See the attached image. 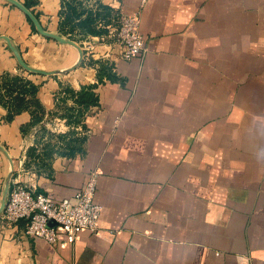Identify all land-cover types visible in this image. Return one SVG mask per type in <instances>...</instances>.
<instances>
[{"label": "crops", "instance_id": "crops-1", "mask_svg": "<svg viewBox=\"0 0 264 264\" xmlns=\"http://www.w3.org/2000/svg\"><path fill=\"white\" fill-rule=\"evenodd\" d=\"M60 1L38 0L32 11L43 29L68 37L58 32ZM65 1L81 17L99 5L111 15L139 9L144 51L100 58L103 45L92 41L88 56L73 40L80 65L43 76L22 70L0 40V75L29 80L37 100L16 104L18 90L0 87L10 185L59 200L94 174L101 207L94 232L72 243L58 233L55 244L0 212V264H264V0ZM0 34L35 68L62 69L77 56L4 0ZM86 86L93 105L79 102ZM81 124L72 156L43 169L28 157L29 146ZM7 167L0 153V187Z\"/></svg>", "mask_w": 264, "mask_h": 264}, {"label": "built area", "instance_id": "built-area-1", "mask_svg": "<svg viewBox=\"0 0 264 264\" xmlns=\"http://www.w3.org/2000/svg\"><path fill=\"white\" fill-rule=\"evenodd\" d=\"M139 12V9L131 13L118 11L110 23L98 24L107 29L112 37L111 42L103 45V50L98 53L100 58H108L111 50L123 59L143 53L144 40L139 31ZM99 39L103 40L104 36ZM83 51L87 53L84 47ZM94 190V174L89 175L83 186L71 196L59 200H52L43 193H33L19 182H14L9 186L5 198L2 219L8 225L23 221L25 234L48 244L57 242L58 233L62 234L65 242L72 243L79 231L94 232L97 228L101 207L93 200Z\"/></svg>", "mask_w": 264, "mask_h": 264}, {"label": "trees", "instance_id": "trees-1", "mask_svg": "<svg viewBox=\"0 0 264 264\" xmlns=\"http://www.w3.org/2000/svg\"><path fill=\"white\" fill-rule=\"evenodd\" d=\"M37 1L38 0H22L21 3L23 4L25 8L29 9L33 13L32 6L35 5ZM59 6L60 7L58 9V15L60 17V21L58 24V28H59L58 32H60L63 35L67 34L68 38L71 40H75L74 39L75 37L71 36L74 30L79 31L78 33L82 36H86V35L93 36V35L100 34L102 29L104 28L98 26V24L99 23L106 24L114 16L113 13L112 15L110 14V11L107 10V8H105L104 6H100V5L98 6L97 10H94V12L87 11L83 17H81V14L83 13L82 10L77 12L74 5L70 4L69 2L65 0L60 1ZM63 11H65L66 13L65 12L63 13ZM34 16L36 17V14H34ZM24 18L26 22L29 24L30 29L36 33L32 24L29 22V20L25 16ZM0 87L16 88L18 90L20 95L18 96V100L16 104L23 103L24 97H27V100H25V102L27 101L29 103H34L37 105V100H35L34 98V94L36 92V86L27 79H23L20 76L5 72L2 75H0ZM90 88L91 86H86L85 89L81 88L77 94V96H79L78 98H80L79 102H81L83 105L84 104L87 105L88 103L93 105L95 103L96 98L94 97L93 93L89 91ZM0 103L7 107L6 102L2 101L1 99H0ZM14 113H15V110H13L12 112H8L6 117L9 118ZM33 118H34L33 121L38 120L37 116L36 117L34 116ZM78 150H79V147L76 148L75 146L67 145L65 156L67 157L72 156L74 152ZM26 152L28 153V156L29 155L32 156V158L30 159H32V161L35 162L38 166L39 165L38 161L39 159H41V157H39V154H34L35 152L34 148L30 147L27 149Z\"/></svg>", "mask_w": 264, "mask_h": 264}, {"label": "water", "instance_id": "water-1", "mask_svg": "<svg viewBox=\"0 0 264 264\" xmlns=\"http://www.w3.org/2000/svg\"><path fill=\"white\" fill-rule=\"evenodd\" d=\"M4 1L14 6L16 9H18L29 20V22L32 24L37 34L43 37L52 39L60 44L68 45L74 48L77 53V56L74 62L67 67L62 68V69L43 70V69L35 68V67L29 66L28 64H26L23 61V59L20 57L15 47L10 43L8 37L0 34V40L5 43V45L11 52L13 58L15 59L17 65L22 70H24L27 73H32V74H38V75H43V76H53V75H63L68 72H71L72 70H74L76 67L80 65L83 52H82L81 47L75 41L69 39L68 37L60 36L56 33L43 29V27L40 25L39 21L34 16V14L29 9L25 8L20 1L18 0H4ZM0 153L4 156V158L6 159L8 163L7 171L2 180V189H1V194H0V212H1L5 204V198L8 192L10 179H11V175L13 172V162H12V159L9 157L7 151L1 145H0ZM49 225H51V223Z\"/></svg>", "mask_w": 264, "mask_h": 264}, {"label": "rangeland", "instance_id": "rangeland-1", "mask_svg": "<svg viewBox=\"0 0 264 264\" xmlns=\"http://www.w3.org/2000/svg\"><path fill=\"white\" fill-rule=\"evenodd\" d=\"M104 36L103 40H100V36ZM91 35L88 36H77L75 37V41H78L80 44V46L86 48V52L88 53V56L91 54V49L89 48L91 45H93L92 41H95L98 43L99 46L105 45L108 42H111L112 37L110 36L109 31H107V29H102V31L100 32V34L98 35H93L94 37H98L97 39H91L90 38ZM76 42V43H78ZM89 58V57H88ZM82 118L84 117L83 115H81ZM67 124V123H66ZM60 130H64V132H60L58 131L57 134H55L57 137V139H53L52 141H46L43 142L39 145L34 144L30 147H33L35 152L34 154H39V157H41V159H39L38 163H39V168L43 169L47 167V164L50 163L51 160H53L56 157H60V156H65V152H66V147L67 145H72L75 146L76 148L80 147L83 137H84V129H83V124H81L80 128H70L68 126L65 127V129H60ZM47 131V130H46ZM49 133V131H47ZM53 133H56L55 131ZM59 135H62V138H60ZM29 158H32V156H28ZM32 160V159H31ZM41 163V164H40ZM1 189H2V185L0 187V194H1Z\"/></svg>", "mask_w": 264, "mask_h": 264}]
</instances>
